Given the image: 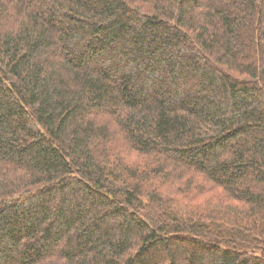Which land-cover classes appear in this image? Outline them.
Segmentation results:
<instances>
[{
  "label": "trees",
  "instance_id": "16d2710c",
  "mask_svg": "<svg viewBox=\"0 0 264 264\" xmlns=\"http://www.w3.org/2000/svg\"><path fill=\"white\" fill-rule=\"evenodd\" d=\"M0 264H264V0H0Z\"/></svg>",
  "mask_w": 264,
  "mask_h": 264
}]
</instances>
